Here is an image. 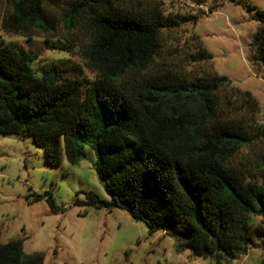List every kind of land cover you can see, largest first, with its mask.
Listing matches in <instances>:
<instances>
[{
    "label": "trees",
    "instance_id": "trees-1",
    "mask_svg": "<svg viewBox=\"0 0 264 264\" xmlns=\"http://www.w3.org/2000/svg\"><path fill=\"white\" fill-rule=\"evenodd\" d=\"M200 18L158 0H0L6 33L44 35L82 61L37 72V56L0 41V139L32 137L53 167L90 148L110 200L90 192L87 205L124 210L150 235L179 240V252L231 264L264 240V107L214 72L185 29ZM256 19L253 63L264 69V12ZM0 264L45 256L0 234Z\"/></svg>",
    "mask_w": 264,
    "mask_h": 264
},
{
    "label": "rangeland",
    "instance_id": "rangeland-1",
    "mask_svg": "<svg viewBox=\"0 0 264 264\" xmlns=\"http://www.w3.org/2000/svg\"><path fill=\"white\" fill-rule=\"evenodd\" d=\"M158 1L167 13L201 16L197 25L185 29L195 31L212 54L214 72L250 92L264 107V69L253 63V42L261 26L256 17L264 12V0ZM216 5L220 6L208 15L209 8ZM0 41L37 56L32 65L37 72L69 59L82 62L77 50H51L44 35L27 38L6 33L1 22ZM87 152V158L76 164L64 157L60 167H53L32 137H1L3 244L21 240L24 252L43 254L45 264H217L212 259L192 258L189 251L179 252V240L165 233L150 235L144 223L136 222L124 210L87 205L90 192L110 200L95 170L96 155L90 148ZM50 195L56 210L48 202ZM260 223L261 218L254 219L255 226ZM256 242L258 248L231 264H264V240Z\"/></svg>",
    "mask_w": 264,
    "mask_h": 264
}]
</instances>
